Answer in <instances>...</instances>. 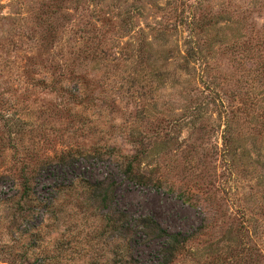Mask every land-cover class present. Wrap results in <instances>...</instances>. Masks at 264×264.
Returning <instances> with one entry per match:
<instances>
[{"label":"rangeland","instance_id":"rangeland-1","mask_svg":"<svg viewBox=\"0 0 264 264\" xmlns=\"http://www.w3.org/2000/svg\"><path fill=\"white\" fill-rule=\"evenodd\" d=\"M138 214L264 264V0H0V264H152Z\"/></svg>","mask_w":264,"mask_h":264},{"label":"trees","instance_id":"trees-1","mask_svg":"<svg viewBox=\"0 0 264 264\" xmlns=\"http://www.w3.org/2000/svg\"><path fill=\"white\" fill-rule=\"evenodd\" d=\"M102 42L98 41L95 45L89 47L86 51L87 54H90L91 57H109L110 53L108 50L100 44ZM137 57H141L143 52V47H137ZM197 53V51H193L192 49H188L186 51V55H192ZM185 67L189 66L188 64H184ZM183 66V68H184ZM79 74V73H78ZM75 74V78L68 81V84L75 83L76 87V95L82 94V83L80 81V75ZM101 183V182H100ZM103 183V182H102ZM101 183V184H102ZM105 198H101L104 200ZM118 219H123L124 214L119 212L116 213ZM108 217V216H107ZM114 217V215H113ZM112 218V217H111ZM120 225H118L119 227ZM129 234L132 241H134V236L138 232L140 236H144L148 239H161V247L158 249L156 254V259L152 264H168L176 252L182 247L183 243L189 238V233H184L181 231H169L164 228L152 215L150 214H138L131 219V227H129ZM121 240L117 242L118 250L116 252L117 259L115 261L119 262V264H139L138 259L136 257L135 249L133 243L127 245L125 249H122ZM125 244V243H123Z\"/></svg>","mask_w":264,"mask_h":264}]
</instances>
